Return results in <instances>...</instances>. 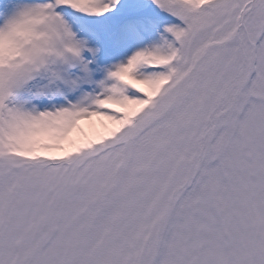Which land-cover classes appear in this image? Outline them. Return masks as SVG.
I'll return each instance as SVG.
<instances>
[{"label": "snow or ice", "instance_id": "6c2138e0", "mask_svg": "<svg viewBox=\"0 0 264 264\" xmlns=\"http://www.w3.org/2000/svg\"><path fill=\"white\" fill-rule=\"evenodd\" d=\"M0 264H264V0H0Z\"/></svg>", "mask_w": 264, "mask_h": 264}]
</instances>
